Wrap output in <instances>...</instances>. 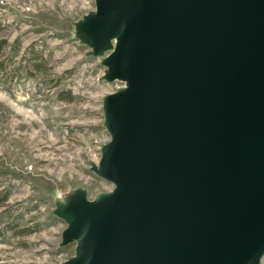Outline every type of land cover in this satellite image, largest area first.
<instances>
[{
    "label": "water",
    "instance_id": "obj_1",
    "mask_svg": "<svg viewBox=\"0 0 264 264\" xmlns=\"http://www.w3.org/2000/svg\"><path fill=\"white\" fill-rule=\"evenodd\" d=\"M78 36L103 56L110 139L53 212L63 264H261L264 0H95Z\"/></svg>",
    "mask_w": 264,
    "mask_h": 264
},
{
    "label": "rangeland",
    "instance_id": "obj_2",
    "mask_svg": "<svg viewBox=\"0 0 264 264\" xmlns=\"http://www.w3.org/2000/svg\"><path fill=\"white\" fill-rule=\"evenodd\" d=\"M94 9L95 0H0V264H63L75 243L62 244L66 223L53 209L78 187L89 198L113 187L91 163L110 139L103 97L122 83L104 79L103 56L78 36Z\"/></svg>",
    "mask_w": 264,
    "mask_h": 264
},
{
    "label": "trees",
    "instance_id": "obj_3",
    "mask_svg": "<svg viewBox=\"0 0 264 264\" xmlns=\"http://www.w3.org/2000/svg\"><path fill=\"white\" fill-rule=\"evenodd\" d=\"M2 42L3 41H0V50L2 48ZM38 59H40L39 61H36L32 64V68L35 69V70H41L42 69V66H43V61L41 59V57H37ZM31 72H34L32 69H30ZM63 97H66V96H63ZM67 98V97H66ZM71 98V97H70ZM5 199V197H3Z\"/></svg>",
    "mask_w": 264,
    "mask_h": 264
}]
</instances>
